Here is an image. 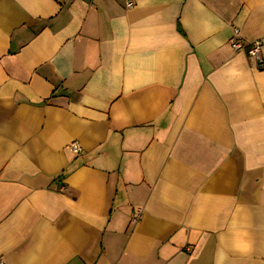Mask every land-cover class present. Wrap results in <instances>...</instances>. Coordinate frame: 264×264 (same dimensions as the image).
<instances>
[{"label": "crops", "instance_id": "crops-1", "mask_svg": "<svg viewBox=\"0 0 264 264\" xmlns=\"http://www.w3.org/2000/svg\"><path fill=\"white\" fill-rule=\"evenodd\" d=\"M132 1L0 0V263L264 264V0Z\"/></svg>", "mask_w": 264, "mask_h": 264}, {"label": "built area", "instance_id": "built-area-1", "mask_svg": "<svg viewBox=\"0 0 264 264\" xmlns=\"http://www.w3.org/2000/svg\"><path fill=\"white\" fill-rule=\"evenodd\" d=\"M126 8H132L134 6V2L132 0H124ZM229 47L234 52H247L250 58L253 59L256 63L260 64L262 61V54H261V43L259 41L252 42L245 46L240 40V32L237 28H232V32L230 37L227 40ZM70 149L76 153H82L81 147L73 142L70 144ZM138 213L134 216L137 217ZM136 220V219H133ZM0 264H3L2 262Z\"/></svg>", "mask_w": 264, "mask_h": 264}]
</instances>
